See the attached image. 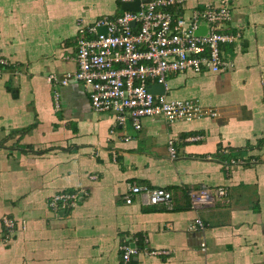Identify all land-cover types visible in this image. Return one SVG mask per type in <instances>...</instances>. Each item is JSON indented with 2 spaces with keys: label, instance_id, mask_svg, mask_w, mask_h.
Wrapping results in <instances>:
<instances>
[{
  "label": "crops",
  "instance_id": "0c3cea01",
  "mask_svg": "<svg viewBox=\"0 0 264 264\" xmlns=\"http://www.w3.org/2000/svg\"><path fill=\"white\" fill-rule=\"evenodd\" d=\"M231 9L239 38L222 51L233 68L168 75L156 89L215 117L143 119L140 131L128 123L109 137L114 117L92 110L81 83L48 78L77 70L79 25L116 16L119 1L0 0V55L9 63L0 77V264H120L125 244L167 253L128 264H264V0H235ZM238 151L243 164L227 173L225 155ZM130 183L170 191L172 209L138 197L126 205ZM219 186L229 192L225 205L189 208L190 191ZM78 190L85 196L73 209L49 210L54 194ZM3 217L16 224L5 243ZM195 218L202 231H189Z\"/></svg>",
  "mask_w": 264,
  "mask_h": 264
},
{
  "label": "built area",
  "instance_id": "2783aa9c",
  "mask_svg": "<svg viewBox=\"0 0 264 264\" xmlns=\"http://www.w3.org/2000/svg\"><path fill=\"white\" fill-rule=\"evenodd\" d=\"M120 4L136 0H118ZM235 0H219L208 3L203 9L185 10L184 0H139L138 11H122L114 17H101L93 25H79L76 44L77 70L58 79L51 75L53 85L66 86L76 81L89 91V102L96 113H108L114 117L115 128L130 124L140 131L143 119L163 121L167 125L190 121L201 117H215V112L204 109L194 100H167L164 95L149 91L151 84L162 85L172 74L221 73L233 68L222 47L235 43L237 33L230 31L233 21L232 5ZM104 28V33L99 29ZM9 67L0 55V77ZM57 108V95H54ZM198 137L191 139L198 140ZM174 139L167 142L170 158H175ZM241 160L225 163L224 170L241 165ZM228 175V174H227ZM94 179V177H91ZM83 191L60 192L47 202L49 210L59 213L73 209L83 199ZM138 197L145 206H161L172 209V193L162 188H149L130 183L127 185L126 205ZM228 189L225 186L199 187L188 194L189 207L196 211L225 205ZM2 243L7 242L15 231V222L2 218ZM25 228V224H22ZM204 224L196 219L189 231H202ZM120 264H128L139 255H165V251L141 250L129 244L121 246Z\"/></svg>",
  "mask_w": 264,
  "mask_h": 264
},
{
  "label": "water",
  "instance_id": "95a60500",
  "mask_svg": "<svg viewBox=\"0 0 264 264\" xmlns=\"http://www.w3.org/2000/svg\"><path fill=\"white\" fill-rule=\"evenodd\" d=\"M121 10L122 11H138L139 10V0H136L133 3H124V4H121ZM98 32L100 34L101 33H104L105 32V29L104 28H100ZM157 85L150 87L149 88V91L151 93H153V94H157L156 89L161 87V85L160 86L159 85L157 86ZM158 94H160V93H158Z\"/></svg>",
  "mask_w": 264,
  "mask_h": 264
},
{
  "label": "trees",
  "instance_id": "16d2710c",
  "mask_svg": "<svg viewBox=\"0 0 264 264\" xmlns=\"http://www.w3.org/2000/svg\"><path fill=\"white\" fill-rule=\"evenodd\" d=\"M121 13V12H120ZM233 15V14H232ZM237 30H238V27L236 28ZM240 156V152L238 151V152H236V154H231V155H225V159L224 160H227V162L228 161H232V160H238V159H236V158H238ZM239 158H241V157H239ZM137 249H139V250H141V249H143L144 247L143 246H141V245H137V246H135Z\"/></svg>",
  "mask_w": 264,
  "mask_h": 264
},
{
  "label": "rangeland",
  "instance_id": "374dc122",
  "mask_svg": "<svg viewBox=\"0 0 264 264\" xmlns=\"http://www.w3.org/2000/svg\"><path fill=\"white\" fill-rule=\"evenodd\" d=\"M208 117H210V116H208ZM228 197H229V192H228ZM226 202H227V201H226ZM220 205H222V204H217V205H215V206H213V207H211V208H214V207H216V206H220ZM150 207H156V206H150ZM189 208H190V207H189ZM190 209H191V208H190ZM205 209H207V208H205ZM191 210H192V211H196V209H194V210L191 209ZM201 210H203V209H201ZM196 219H199V218H195L194 220H196ZM200 220H201V219H200ZM201 221H202V220H201ZM204 226H205V225H204ZM131 247H135V246H131ZM200 249H201L202 252H204V251L206 250V248H205V244H204V243H201V244H200ZM136 257H137V256H136ZM133 258H135V257H133ZM133 258H132V259H133ZM132 259H131V260H132ZM120 260H121V258H120ZM131 260H130V261H131Z\"/></svg>",
  "mask_w": 264,
  "mask_h": 264
}]
</instances>
